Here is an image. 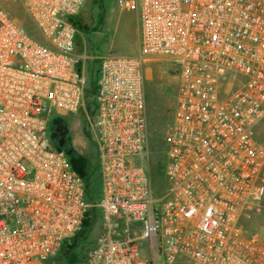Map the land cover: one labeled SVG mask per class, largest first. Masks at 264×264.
<instances>
[{
	"label": "built area",
	"instance_id": "1",
	"mask_svg": "<svg viewBox=\"0 0 264 264\" xmlns=\"http://www.w3.org/2000/svg\"><path fill=\"white\" fill-rule=\"evenodd\" d=\"M45 43L0 4V264H44L90 208L102 230L84 264H264V0H116L137 14L139 53L108 54L88 106L90 60L73 20L85 0H20ZM179 68L155 192L145 157L146 61ZM84 112L102 199L48 134Z\"/></svg>",
	"mask_w": 264,
	"mask_h": 264
},
{
	"label": "rangeland",
	"instance_id": "2",
	"mask_svg": "<svg viewBox=\"0 0 264 264\" xmlns=\"http://www.w3.org/2000/svg\"><path fill=\"white\" fill-rule=\"evenodd\" d=\"M0 4L27 29L31 38L45 43L20 0H0ZM74 25L78 30L76 52L86 53L91 57L85 68L90 90L94 83L92 78L95 77V72L98 73L96 69L99 67L101 58L108 54L132 56L139 53L140 23L137 14L120 10L116 0H85L79 14L74 18ZM178 74V66L170 61H146L145 95L151 137L149 155L145 157L144 163L155 191L161 190L164 182L163 169L167 162L166 135L175 103ZM98 77L99 74H96V79ZM63 120L62 128L67 133L65 136L67 143L74 151L69 157L71 159H77L79 156L83 158L87 170L92 174L96 190L99 191L97 150L91 143L84 112L65 117ZM55 129L56 127L52 124L49 125L48 134L51 137ZM255 137L259 143L264 145V122L255 129ZM54 141L58 145L59 141L55 139ZM69 146H65L66 150L71 148ZM99 218L83 233L87 239L78 237L82 233V228L79 229L78 234L75 235L77 238L72 242L73 247L63 245L61 250L45 264H77L78 259L84 258L87 254L90 239L97 237L102 230V221ZM87 222H91L90 217ZM243 223L251 231L264 232L262 216L246 214Z\"/></svg>",
	"mask_w": 264,
	"mask_h": 264
},
{
	"label": "trees",
	"instance_id": "3",
	"mask_svg": "<svg viewBox=\"0 0 264 264\" xmlns=\"http://www.w3.org/2000/svg\"><path fill=\"white\" fill-rule=\"evenodd\" d=\"M73 23H74V20H73ZM24 29L28 33V31H27V29L25 27H24ZM96 74L97 73L95 72V77L92 78V80L94 82L93 83V87H92L91 90L88 89V92H87V95L89 97V100H88V106L89 107H92L94 105L93 95H94V93L96 91V84H95L96 83ZM63 122H64L63 118H56V119L52 120V122H51L52 126L53 127H56V129L54 130V132L57 131L59 128H61L62 131H64V133L67 134L65 132L64 128H62ZM169 125H170V123H169ZM51 139L55 143V141H54V134L52 135ZM69 147H71V146H69ZM63 150L67 153L68 157L71 156V155H73V153H74L72 147L70 149H67V150L64 147ZM69 159H70V161H71L74 169L85 179V189H86V200H87V202L89 204H97V203H100V201L102 199L100 174H99V186H100V190L98 191V190H96V186L94 185L95 183H93L92 174L89 173V171L87 170V165H86L85 161L83 160V158L79 156L77 159H71L70 157H69ZM97 164H98V157H97ZM164 170H165V167L163 169V175H164ZM97 171L99 173L98 166H97ZM155 192H157V191H155ZM98 213H99V217L100 218L98 217ZM89 217L91 218V222L90 223L87 222ZM102 217H103V212H102V210L100 208H90L88 210V212L86 213L85 218H84V221H83V224L81 226L82 233L80 234V236L78 235V237L79 238L85 237L87 239L86 235L85 234L83 235V233H85L86 232V229L88 230L90 226L94 225L95 222L98 220V218L102 221ZM244 221H245V215L243 216V218H242V220L240 222V228L245 232V234H248V233H250L252 231L249 230V228L243 223ZM86 225H88V226H86ZM77 234L78 233H76L75 235H77ZM76 238H77V236H74L73 238L67 240L65 242L64 246L65 245L66 246L68 245L69 247H73L74 244H72V242L75 241ZM95 240H96V237L95 238H92V240L90 239V241H89L90 242L89 243L90 248L89 249L87 248V252H86L87 254H85L84 258H79L77 264H84V262L87 259L88 252L94 246Z\"/></svg>",
	"mask_w": 264,
	"mask_h": 264
},
{
	"label": "flooded vegetation",
	"instance_id": "4",
	"mask_svg": "<svg viewBox=\"0 0 264 264\" xmlns=\"http://www.w3.org/2000/svg\"><path fill=\"white\" fill-rule=\"evenodd\" d=\"M65 136H66V134L64 133V131H62L61 128H59L57 131L54 132V139L58 140L59 142L63 141L64 147L69 146Z\"/></svg>",
	"mask_w": 264,
	"mask_h": 264
},
{
	"label": "water",
	"instance_id": "5",
	"mask_svg": "<svg viewBox=\"0 0 264 264\" xmlns=\"http://www.w3.org/2000/svg\"><path fill=\"white\" fill-rule=\"evenodd\" d=\"M58 147H59L60 149H63V148H64V143H63V141L58 142Z\"/></svg>",
	"mask_w": 264,
	"mask_h": 264
}]
</instances>
